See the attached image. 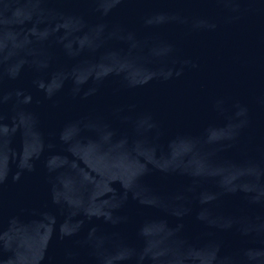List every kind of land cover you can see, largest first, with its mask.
<instances>
[{"label": "water", "instance_id": "1", "mask_svg": "<svg viewBox=\"0 0 264 264\" xmlns=\"http://www.w3.org/2000/svg\"><path fill=\"white\" fill-rule=\"evenodd\" d=\"M0 264H264V0H0Z\"/></svg>", "mask_w": 264, "mask_h": 264}]
</instances>
